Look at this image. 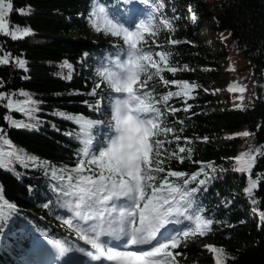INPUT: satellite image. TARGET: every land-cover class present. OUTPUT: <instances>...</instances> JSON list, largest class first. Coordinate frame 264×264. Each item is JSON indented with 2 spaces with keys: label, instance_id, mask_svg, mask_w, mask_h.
Returning a JSON list of instances; mask_svg holds the SVG:
<instances>
[{
  "label": "trees",
  "instance_id": "1",
  "mask_svg": "<svg viewBox=\"0 0 264 264\" xmlns=\"http://www.w3.org/2000/svg\"><path fill=\"white\" fill-rule=\"evenodd\" d=\"M155 6L160 7L159 12L153 11L151 0L149 5H140L138 0L131 4H117V0H14V8H24L30 14H13L11 22L30 27L33 34L22 41L0 37V44L13 55L25 59L28 70L25 72L14 64L0 66V80L4 81L0 91H27L39 102L36 107L40 111L35 116L34 128L15 129L4 119L7 110L0 107V127L12 142L11 147H5L6 152L21 156V161L0 169V194L14 205L9 208L4 200H0V264H50L51 253H42V247L47 244L44 233L68 239L73 246L85 244L80 237H72L78 235L57 218L68 213L59 208L60 201L52 189L61 183V175L67 176V172L59 170L74 167L77 153L83 147L72 137L82 130L80 126L62 118L59 113L83 114L85 119L100 121L93 128V148L105 144V136L112 131L108 127L111 123L108 100L114 104L121 94L112 92L98 72L113 70L117 61L113 50L127 46L121 38L95 30L92 21L103 29L105 15L130 28L153 16L157 24L161 17L172 21L175 32L170 33L161 26L156 43L173 51V66L183 68L186 65L190 70L178 71L175 76L165 72L169 80L187 81L206 90L228 86H217L228 71L219 64L225 54L210 48L216 41L221 42L216 32H229L237 48L248 55L254 73V79L247 84L253 87V107L225 111L215 102L220 95L196 89L195 98L188 101L191 105L188 112L183 111L184 104L180 99L173 97L169 101L170 105L181 109L174 115L165 113L166 125L175 127L177 132L160 138L171 140L172 143L165 147L174 151L175 135H180V143L193 149L191 159H185L183 163L171 160L166 168L192 174L201 167L193 161L215 167L214 172L205 168L214 178L206 184V191L196 195L205 209L203 215L219 223H214L212 231L205 236L190 235L186 238V246L182 244L173 250L183 253L176 256L177 264L187 259L194 260L195 264H209L212 257L215 259V254L208 248L205 249L207 256L202 257L203 249L195 247L191 239L210 241L214 247L223 249L224 264H264V227L258 219L264 203L254 205L242 190L245 175L229 169L230 164L236 162L238 142L242 140L224 142L222 139L225 132L247 127L253 134L252 143L264 149V0H217L211 11L206 0H155ZM99 7H104L105 13H99ZM209 35H213L211 40ZM169 37L188 43L173 46L168 44ZM64 66L72 69L71 79L65 77ZM94 80L102 83V95L107 98L102 101L103 115L93 113L84 103L95 101L89 95ZM150 86L156 88L157 96L168 90H178L173 86L166 89L158 78L150 82ZM181 120L183 124L179 123ZM184 138L192 143L184 144ZM11 159L15 161V156ZM52 170L57 172L55 178L50 174ZM253 171L255 175L264 173V158L258 159ZM204 178L203 175L199 177ZM63 183L67 184V180ZM188 187H196V184ZM252 195L264 201V186L258 185ZM45 203L49 206L44 207ZM190 223L170 225L169 233L183 230ZM18 227L23 230H17Z\"/></svg>",
  "mask_w": 264,
  "mask_h": 264
},
{
  "label": "snow or ice",
  "instance_id": "2",
  "mask_svg": "<svg viewBox=\"0 0 264 264\" xmlns=\"http://www.w3.org/2000/svg\"><path fill=\"white\" fill-rule=\"evenodd\" d=\"M121 2L131 4L133 0H117V4ZM138 2L140 5L150 4V0ZM151 2L153 11L159 12L160 7L155 6V0ZM98 12L105 13V8L99 7ZM13 14L27 16L30 13L24 8H14V0H0V37L22 41L33 34L32 29L11 22ZM92 15L95 16L96 13ZM92 24L97 32L103 31L106 35L121 38L123 45L127 46L126 49L120 47L113 50V55L117 57L113 70L98 72L99 77L107 81L112 92L121 95L115 99L114 104L108 100L111 104V123L108 127L112 131L105 136L106 143L96 149L92 147V137L83 140V147L77 153L76 165L59 170L61 173L67 172V176L61 175V183L54 185L52 190L60 201L59 208L66 209L68 213L57 218L98 254L82 246H73L68 239L44 233L48 251L52 253L50 264H61L62 258L73 252L80 253L91 261H99L101 257H105L106 261L114 264H177L176 256L183 253L173 250L180 248L182 244L186 246V238L190 235L199 233L200 236H205L212 231L214 223H219L203 215L205 209L196 195L199 191L207 190L206 184L214 177H210L205 168L214 172V165L193 161L201 164V167L192 174L166 168L165 165L171 160L183 163L185 159H191L193 149L180 143V135H175L174 151L165 147L172 143L171 140L160 138L177 132L175 127L166 125L165 113L174 115L181 109L170 105L169 101L176 97L183 102V111H190L188 101L195 98L193 93L197 85L183 80H169L164 75L167 72L175 76L178 71L190 70L186 65L183 68L173 66V51L156 43L155 38L161 26L170 33L176 30L167 17H161L157 24L156 17L153 16L147 22H138L130 28L105 15L103 29L95 21ZM146 37H151V41ZM181 43L188 41L171 37L168 39V44L173 46ZM152 45L156 47L153 48ZM9 64H14L25 72L28 70L25 59L13 55L0 44V66ZM156 78L166 89L173 86L178 90L155 95L156 88L150 86V82ZM3 86L4 81L0 80V88ZM235 87L241 93L245 91L244 87ZM235 87L229 91L235 90ZM103 91L102 83L94 80V87L89 95L95 101L84 102L93 113L104 114L102 101L107 98L102 95ZM16 95L28 99L20 101L14 98ZM37 104L39 102L31 99L29 93L23 90L18 93L0 91V107L7 110L8 114L4 119L11 128H34V124L14 119L11 113L31 118L32 113L39 112L40 109L29 105ZM59 115L84 130L93 129L100 123L99 120L85 119L83 114ZM179 123L183 124L184 121ZM3 133L4 129L0 127V142L11 147L12 142ZM239 135L249 137L250 133L245 131ZM203 139L207 141L208 138ZM191 143L190 139L184 138V144ZM184 153L187 155H180ZM13 156L15 161L11 159ZM5 157L9 159L5 160ZM259 158H264V149L250 147L236 158L234 168L238 173L248 174L245 191L254 205L264 203L252 195L258 185L264 186V173L255 175L253 171ZM19 161L20 155L0 148V169ZM50 174L55 178L57 172L52 170ZM201 175L205 178L199 179ZM65 179L67 184L63 183ZM192 183L196 187L189 188ZM0 200H4L2 194ZM4 203L9 208L14 207L6 200ZM48 206V203L44 204V207ZM258 219L264 227V210L259 211ZM185 221L191 222L185 229L169 233V225H179ZM207 250L215 254V264H224L223 249L209 246Z\"/></svg>",
  "mask_w": 264,
  "mask_h": 264
},
{
  "label": "rangeland",
  "instance_id": "3",
  "mask_svg": "<svg viewBox=\"0 0 264 264\" xmlns=\"http://www.w3.org/2000/svg\"><path fill=\"white\" fill-rule=\"evenodd\" d=\"M202 1L203 0H201V2ZM206 1L210 5L209 10L211 11V8L215 6L217 0H206ZM142 22H147V21H142ZM216 33H217L216 36L221 37V39H220L221 42L216 41L215 45L211 44L210 48L214 52H217L220 54H225L224 58L219 62V64L221 66L225 67L228 71L227 73H225L223 75L224 80L217 82V86L219 87L221 85L234 84V85H238L239 87H244L245 91L243 93H241L238 90L237 92L232 93L231 96L226 95V97H224L223 95H220L215 99V102L222 110H225V111H229V110L243 111L249 107H253L254 106V99L252 97L253 87L247 85L248 82H250L254 79V73H253L252 66L250 64L249 57H248V55L244 54L241 50H239L237 48L235 43L231 40L229 32L221 31V32H216ZM212 36L213 35H209L208 39L211 40ZM62 68H63L62 71H63L65 77L68 78L69 76L72 75V69L69 66H64ZM263 85H264V82H263ZM25 92H27V91H25ZM241 97H242V99H241ZM15 99L23 101L25 99H28V97L20 96L19 98H15ZM29 107L37 108L36 105H29ZM11 115L16 120H23V122L25 124H35V122H36L35 116L37 115V112L34 111L32 113L31 118L24 116L22 114L15 113V112L11 113ZM245 131H248L250 133V131L248 130L247 127H243V128L238 129L234 132H225L222 135V139L224 142H231V141L236 140V139L242 140V141L238 142L239 147H238V153L236 155V158L240 154L247 152L250 147L256 148V146L252 143V138H253L252 133H250L249 137H243V136L239 135ZM92 133H93V129H88V130L82 129L80 132H77V134H75L76 136L73 135L72 137L74 138V140H76L77 142H80L83 145V140L87 139L88 136L93 138ZM5 137L8 138L6 135H5ZM93 146H94V138H93L92 147ZM5 147H9V146L3 145L2 142H0V148H2L6 152ZM7 159H9V158L5 157V160H7ZM242 175H245V183L242 186V190L245 191L246 187L248 186V174L244 173ZM253 178H255V176ZM254 190H253V192H254ZM245 196L248 197L249 200H251V198L247 195L246 191H245ZM249 213H253V211H249ZM251 218L254 219V216L252 215ZM17 230H23V227H18ZM72 237L77 239L79 236L72 235ZM190 241L193 243V245L195 247L203 249L202 257L207 256L208 251L205 250L206 248H208L209 246L214 247L213 243H211L210 241L200 242V241L195 240V239H191ZM46 245L44 244V246L42 247L43 248L42 253H44L45 251H48L49 246L48 245L46 246ZM79 246H81V245H79ZM82 247L89 249V250H92L90 245L84 244ZM92 251L94 252V254H98L95 252V250H92ZM71 255L73 258H75L78 255V256H81L84 261L87 260L86 257L84 259V256L80 253L73 252V253L69 254L70 257H71ZM50 256H52V253ZM67 256H68V254L64 257V260L66 259ZM88 260L91 261L90 258H88ZM91 262H95V261H91ZM61 264H65V262L61 261ZM99 264H114V263L106 261V258H102V261H99ZM181 264H195V261L187 259V260H183ZM197 264H203V263H197ZM209 264H215L214 257L211 258Z\"/></svg>",
  "mask_w": 264,
  "mask_h": 264
},
{
  "label": "bare ground",
  "instance_id": "4",
  "mask_svg": "<svg viewBox=\"0 0 264 264\" xmlns=\"http://www.w3.org/2000/svg\"><path fill=\"white\" fill-rule=\"evenodd\" d=\"M235 86H237V85L232 84V85H228V86H225V87H222V88L206 90L202 86L197 85L196 89H200V90H202L204 92H207L209 94H212V95L218 94V95H224V96L228 95L229 96L232 93L237 92L239 90V89H236ZM234 87H235V90L229 91L230 88H234ZM235 167H236V162L231 163L229 169L232 170V171H235L234 170ZM70 259L73 260V261H84L83 258L81 256H78V255L75 258H73L72 255H71ZM84 259H85V257H84ZM94 264H97V263H94Z\"/></svg>",
  "mask_w": 264,
  "mask_h": 264
},
{
  "label": "built area",
  "instance_id": "5",
  "mask_svg": "<svg viewBox=\"0 0 264 264\" xmlns=\"http://www.w3.org/2000/svg\"><path fill=\"white\" fill-rule=\"evenodd\" d=\"M236 89H238V87H236Z\"/></svg>",
  "mask_w": 264,
  "mask_h": 264
}]
</instances>
